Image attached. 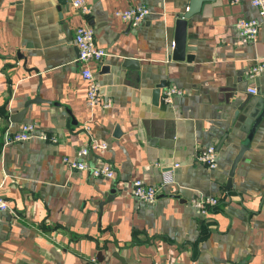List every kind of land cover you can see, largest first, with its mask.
Returning a JSON list of instances; mask_svg holds the SVG:
<instances>
[{
  "label": "crops",
  "instance_id": "crops-1",
  "mask_svg": "<svg viewBox=\"0 0 264 264\" xmlns=\"http://www.w3.org/2000/svg\"><path fill=\"white\" fill-rule=\"evenodd\" d=\"M72 1L0 0V115L10 120L39 98L12 128L34 123L48 136L0 140V196L10 205L0 221V264H123L118 257L127 264H264V126L225 188L248 137L239 108L264 94V74L249 78L264 59L258 9L250 0L202 1L188 19V61L173 59V51L177 20L192 0H86L87 16ZM138 5L151 13L136 27L114 14ZM242 18L261 21L248 43L236 29ZM85 23L107 50L91 66L109 107L87 105L74 42ZM127 58L138 66H124ZM169 87L183 93L167 104ZM95 142L108 147L86 160L112 166V179L65 162ZM209 146L217 149L216 169L197 160ZM136 180L161 187L155 201L132 195ZM180 188L191 199L172 197ZM199 197L219 203L203 215L194 207Z\"/></svg>",
  "mask_w": 264,
  "mask_h": 264
},
{
  "label": "built area",
  "instance_id": "built-area-1",
  "mask_svg": "<svg viewBox=\"0 0 264 264\" xmlns=\"http://www.w3.org/2000/svg\"><path fill=\"white\" fill-rule=\"evenodd\" d=\"M239 1V0H232ZM251 4L259 11L260 18L264 19V0H250ZM72 6L75 10L80 11L84 16H87L91 10L90 5L86 0H73ZM151 13L149 7L144 5L133 6L124 10H116L115 16L120 20L129 23L131 26H138ZM261 21L258 18H242L236 23V29L244 43L255 40L259 34ZM74 42L78 50V62L81 65V77L87 85V105L96 107L98 105L109 107L111 102H102L101 100V85L92 68V63H99L106 55L107 50L98 46L96 43L95 30L87 23L79 25L75 31ZM264 74V59L256 61L249 70V78ZM252 94L257 93V89H250ZM183 91L176 87H169L164 91L163 101L171 103L173 97L181 95ZM7 121L9 125H6ZM32 138H40L48 140V136L37 132V127L34 123H22L20 128L13 130L11 121L4 120L0 115V140L4 145H10L18 142L29 141ZM106 143L95 142L90 146L82 147L78 151L79 159H65V162L71 169L88 171L96 178L112 179L114 170L109 164L101 166H93L87 160L94 150L107 149ZM197 160L205 166L216 169L218 167V153L215 146H209L207 149L201 150L197 154ZM161 187H153L146 185L142 180H136L133 184V196L143 202L155 201ZM217 197H199L194 200V207L200 210L203 215H206L208 208L218 205ZM10 210L8 200L0 196V221L5 213ZM95 261V259H93Z\"/></svg>",
  "mask_w": 264,
  "mask_h": 264
},
{
  "label": "water",
  "instance_id": "water-1",
  "mask_svg": "<svg viewBox=\"0 0 264 264\" xmlns=\"http://www.w3.org/2000/svg\"><path fill=\"white\" fill-rule=\"evenodd\" d=\"M204 0H192L189 8L186 10L185 13L181 14L179 16V19L177 20V39L174 43V51H173V59L175 60H184L187 59L188 61L191 60V56L186 55L187 49L189 50V46H187L186 42V35H187V24L188 19L191 18L193 15H195L201 7V2ZM124 66L133 67L138 66V61L135 59L127 58L124 61ZM160 87V86H159ZM159 87L155 90V102L160 97V89ZM40 99L36 98L34 100H30L26 103L25 109L21 111L18 115H11L10 121L13 123H21L24 119V116L27 112V108L30 104L39 102ZM238 117H243V128L248 133L247 139L244 141V143L241 145L240 151L235 157L232 166L229 171V178L227 181V184L225 188L227 190H230L232 188V181L233 177L235 175V171L243 158L245 152L248 150V144L251 142V140L254 137V134L256 133L257 129L259 127L264 126V94L261 96H253L251 95L248 100L244 103L241 108H239ZM73 121L75 122V119L71 116L69 119V122ZM113 192V191H112ZM114 193V192H113ZM191 191L188 189L180 188L178 189V193L173 194L172 197H175L177 199H180L183 195L186 200L191 199ZM123 264H127L126 261L118 257Z\"/></svg>",
  "mask_w": 264,
  "mask_h": 264
}]
</instances>
